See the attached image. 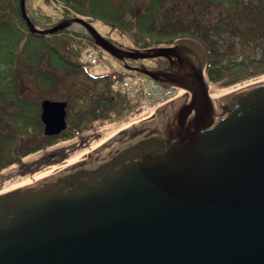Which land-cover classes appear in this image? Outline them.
Listing matches in <instances>:
<instances>
[{
  "label": "water",
  "instance_id": "95a60500",
  "mask_svg": "<svg viewBox=\"0 0 264 264\" xmlns=\"http://www.w3.org/2000/svg\"><path fill=\"white\" fill-rule=\"evenodd\" d=\"M20 5L32 33L80 24L125 69L186 90L153 119L0 194V264H264V81L214 100L196 39L126 48L79 17L39 29ZM67 105L42 101L45 135L67 128Z\"/></svg>",
  "mask_w": 264,
  "mask_h": 264
},
{
  "label": "trees",
  "instance_id": "16d2710c",
  "mask_svg": "<svg viewBox=\"0 0 264 264\" xmlns=\"http://www.w3.org/2000/svg\"><path fill=\"white\" fill-rule=\"evenodd\" d=\"M20 1L0 0V94L19 93L15 79L20 77L17 74L20 70L42 90L52 93H57L62 83L81 73L86 79L110 85L108 76L95 74L93 66L79 62L83 51L90 46L84 38L95 45L87 32L83 34L65 28L45 36L32 33L22 18ZM170 2L46 0L55 15L44 16V26L31 19L36 27L42 28L75 17L92 25L102 22L120 35L128 34L138 48L170 45L181 37L196 39L207 52L206 73L210 83L222 87L230 86L238 79L250 76L247 73L254 74L256 68L264 67V0H184L183 5L175 4L177 10L170 6ZM212 9L218 10V16L202 20ZM242 23L253 27L252 34L245 33L241 27L245 24ZM248 40L252 43L251 50L233 52L234 45ZM17 62L23 63L22 67L12 65ZM87 92L89 94V89ZM92 93L87 98L89 114L78 115L73 132L63 135V139L84 131L80 130L83 117L93 121L106 119L115 109L113 94L108 95V91ZM31 112L24 117V132L37 136L42 130L41 119L35 107ZM55 141H48L47 144ZM39 148L34 147L25 154Z\"/></svg>",
  "mask_w": 264,
  "mask_h": 264
},
{
  "label": "rangeland",
  "instance_id": "374dc122",
  "mask_svg": "<svg viewBox=\"0 0 264 264\" xmlns=\"http://www.w3.org/2000/svg\"><path fill=\"white\" fill-rule=\"evenodd\" d=\"M184 0H171L170 6L177 10L178 7L175 4L183 5ZM26 10L29 15V17L37 20L39 22L40 26H44V16L51 15L52 17L55 15L54 9L51 8V6H48L46 4V0H26ZM218 16V10L212 9L211 11H208L205 16H201L202 20H206L207 18L212 19ZM56 18V17H55ZM242 27L243 30H245V33L252 34L253 27L248 25L247 23ZM104 37L111 40L113 43L122 45L125 47H131L136 48V46L131 42L129 35H120V33L117 30L112 29L109 25L103 24L102 22H97L96 25H93ZM39 29H47L38 27ZM71 29L73 31H78L80 33L85 34L86 29L82 27L80 24H74ZM84 41H86L89 45H92V43L84 38ZM249 42V43H248ZM251 40L239 43L237 45H234L232 47L233 52L242 50V52H246L248 50H251ZM97 54H98V63L92 67V71L95 74H101L106 75L109 77V75L112 72L115 71H123V67L118 63V61L110 55L108 52H106L104 49L96 46ZM254 74L247 73V76L245 78L238 79L237 82L234 84L222 87L218 85L211 84L209 89V95H220L226 92H229L233 89H236L239 86H244L246 84L255 82L260 79H264V67L256 68ZM17 74L20 75L19 78H21V81H17V86L19 87L18 91L23 95L24 98H26L29 102V108L30 110L34 108L35 106L40 107V103L45 100H58V101H66L68 106V130L67 134H70L73 132V128L76 127V118L78 115L83 114V116L88 113V103L87 98L90 96V94L93 93H103L108 91V95L113 94L111 92L110 86H107L104 83L101 82H94L90 79H86L84 75L77 74L75 77L70 80L68 79L64 83L61 84L60 88H58V92H48L45 90H42L36 83L33 82L31 78H26L24 76L23 70L17 71ZM243 75H246L244 73ZM208 77V76H207ZM209 79V78H208ZM86 81V82H85ZM210 81V80H209ZM84 86V87H83ZM86 88V89H85ZM89 89V94L87 90ZM92 93V94H93ZM114 95V94H113ZM115 96V109L111 111V114L106 119H98V120H91L90 118H82L81 122L82 124L80 130L81 133H75L73 137L68 139H62L59 138L55 145L53 146H46L45 148L41 149L40 151L34 152L26 156L24 159V165L26 166H34L35 164L41 165L44 161L42 160V157L45 159L49 157H53L52 162L48 163L47 165H44L38 169L37 171L24 174L23 177L26 175H30L33 173H36L38 171L44 170L50 166L61 164L63 161L68 160L72 155L77 153L78 151L87 148L92 144L93 142H99L101 140L110 139L114 135H116L120 130L129 127L133 124H130L128 121V115L131 111L135 110V105L130 102L126 103L125 98L123 95H114ZM89 102V101H88ZM89 114V113H88ZM43 134V130L39 131V135L33 136L30 135L29 137H25V140H22V147H28L33 146V144L37 141L40 142L39 138L41 139V136ZM108 139V140H109ZM51 164V165H50ZM16 177L15 179L23 178ZM11 181H0V189L4 186V183Z\"/></svg>",
  "mask_w": 264,
  "mask_h": 264
},
{
  "label": "flooded vegetation",
  "instance_id": "af4514ba",
  "mask_svg": "<svg viewBox=\"0 0 264 264\" xmlns=\"http://www.w3.org/2000/svg\"><path fill=\"white\" fill-rule=\"evenodd\" d=\"M130 64H133L131 60H128ZM147 65L156 66L158 60L146 59L143 61ZM16 68L22 67L23 63L17 62L13 63ZM21 81V78L15 79V82ZM17 90H19L18 86ZM0 181L13 180L16 177H23L24 174L32 173L37 171L36 169L47 165L48 163L54 161L53 157H49L45 159L42 157L44 161L41 165L35 164L34 166H26L24 165V159L31 153L40 151L46 146H53L55 142L51 144H47L48 141H54L55 139L62 138L63 135L67 134L68 127L63 130L59 135L51 136L44 134V124H42L43 134L40 142L37 141L33 144V146L22 147V140H25V137H29L30 135H26L24 132V124H25V115L32 113L29 105L30 102L23 97L21 93L17 94H0ZM39 106H35L36 112H39V117H41L42 108ZM69 106V104H68ZM68 109V108H67ZM68 117V114H67ZM41 119V118H40ZM47 144L43 146V144ZM34 147H40L38 150L34 152H30L25 154L27 150H30ZM51 165V164H50Z\"/></svg>",
  "mask_w": 264,
  "mask_h": 264
},
{
  "label": "built area",
  "instance_id": "2783aa9c",
  "mask_svg": "<svg viewBox=\"0 0 264 264\" xmlns=\"http://www.w3.org/2000/svg\"><path fill=\"white\" fill-rule=\"evenodd\" d=\"M80 61L95 63L97 59L94 50H87ZM112 87L115 93L126 95L136 107L128 116L129 123H137L147 119L160 106L184 91L177 87H162L139 73L123 76L114 75Z\"/></svg>",
  "mask_w": 264,
  "mask_h": 264
},
{
  "label": "bare ground",
  "instance_id": "6f19581e",
  "mask_svg": "<svg viewBox=\"0 0 264 264\" xmlns=\"http://www.w3.org/2000/svg\"><path fill=\"white\" fill-rule=\"evenodd\" d=\"M259 81H264V79H260V80H257L255 82H259ZM255 82H252V83H255ZM249 84H251V83H249ZM246 85H248V84H246ZM246 85H244V86H246ZM244 86H239L236 89L241 88V87H244ZM236 89H233L231 91H234ZM231 91H229V92H231ZM229 92L220 94L218 96L217 95H211L210 97L215 100V99H217V98H219V97H221V96H223V95H225V94H227ZM108 139L101 140L99 142H93L92 144H90L89 147L84 148V149L78 151L77 153H75L74 155H72L68 160L63 161L61 164L54 165V166H50V167H48V168H46L44 170L38 171V172L33 173V174H30V175H26L23 178L11 180V181H8V182L4 183V186L2 187V189H0V194H2L4 192H7V191H9L11 189H14L16 187H19V186H21L23 184H26V183H28L30 181H33V180H35L37 178H40V177H42L44 175H47V174H49V173H51L53 171H56V170H58L60 168L65 167L66 165L72 163L73 161L79 159L80 157H82V156L86 155L87 153L93 151L94 149L100 147L102 144H104L106 141H108Z\"/></svg>",
  "mask_w": 264,
  "mask_h": 264
}]
</instances>
